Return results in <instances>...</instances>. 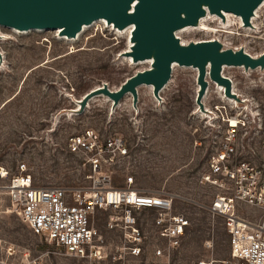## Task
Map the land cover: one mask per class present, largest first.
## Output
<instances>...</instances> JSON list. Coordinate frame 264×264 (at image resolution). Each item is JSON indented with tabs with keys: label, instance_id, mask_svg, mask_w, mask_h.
I'll return each instance as SVG.
<instances>
[{
	"label": "rangeland",
	"instance_id": "1",
	"mask_svg": "<svg viewBox=\"0 0 264 264\" xmlns=\"http://www.w3.org/2000/svg\"><path fill=\"white\" fill-rule=\"evenodd\" d=\"M232 20L226 28L219 20H209L206 29L186 30L178 37L185 43L218 38L224 47L243 48L254 56L264 53V7L252 24L240 25L234 16ZM93 24L76 39L54 29L16 30L0 24V165L11 176L25 162L37 185H86L88 167L67 151V136L85 128L120 135L127 141L129 159L124 166H114L113 184L123 185L128 167L136 187L175 194L174 211L189 219L175 261L193 264L209 254L217 261L227 259L223 220L207 210L217 191L200 184L198 175L227 126L226 115L236 114L245 140L255 142L263 135L264 68L222 70L246 100L237 105L221 98L207 76L202 105L216 117L201 111L196 101L197 70L186 66L172 70L158 99L147 86H139L135 106L131 95L115 106L100 95L76 113V101L94 87L106 83L114 90L149 67L131 63L129 34L105 23ZM6 180H0V264H78L6 210L9 201L2 191ZM237 211L250 219L259 215L244 205ZM106 218L105 212H98L94 224L111 240L115 237L104 228Z\"/></svg>",
	"mask_w": 264,
	"mask_h": 264
},
{
	"label": "built area",
	"instance_id": "2",
	"mask_svg": "<svg viewBox=\"0 0 264 264\" xmlns=\"http://www.w3.org/2000/svg\"><path fill=\"white\" fill-rule=\"evenodd\" d=\"M226 120L198 181L217 191L207 210L223 220L228 258L217 261L209 254L193 264H264V133L258 141L245 140L236 114ZM65 144L88 167L87 184L37 185L25 162L11 176L0 165V180L7 178L6 210L78 264H178L175 252L190 222L174 211L176 195L136 187L128 167L123 185L113 184L114 166L128 163L127 141L85 128L67 136ZM240 205L255 208L258 217L241 216ZM98 212L106 213L104 228L114 239L107 240L94 224Z\"/></svg>",
	"mask_w": 264,
	"mask_h": 264
},
{
	"label": "water",
	"instance_id": "3",
	"mask_svg": "<svg viewBox=\"0 0 264 264\" xmlns=\"http://www.w3.org/2000/svg\"><path fill=\"white\" fill-rule=\"evenodd\" d=\"M134 0H0V24L18 30L57 29L59 35L74 37L83 24H90L99 18L124 28L131 22L135 27L131 39L136 41L137 53L131 56L134 61L153 56L151 68L137 71L128 77L115 91L106 85L85 93L79 113L93 97L104 93L113 100L115 106L128 92L136 105L138 87L152 84L155 96L164 87L171 75L173 62L181 66L197 68V83L200 84L196 101L206 90L208 81L225 85L224 94L239 102L232 94V81L221 75L222 67L246 65L254 70L258 65L264 68V53L252 58L242 49L233 52L230 48L221 51V44L215 40L189 42L181 45L174 36V29L191 24L205 14L202 5H207L210 13L232 12L242 17L245 25L253 10L262 0H138L132 13L130 4ZM208 67V70H207ZM201 109V108H200Z\"/></svg>",
	"mask_w": 264,
	"mask_h": 264
},
{
	"label": "bare ground",
	"instance_id": "4",
	"mask_svg": "<svg viewBox=\"0 0 264 264\" xmlns=\"http://www.w3.org/2000/svg\"><path fill=\"white\" fill-rule=\"evenodd\" d=\"M137 2H138V0H134L131 4H130V10L128 11L129 13H132L133 12V10H134V7L136 6V4H137ZM202 7H203V9H204V11H205V14L204 15H201L197 20H194V21H192V23L191 24H186V25H184V26H182V27H179V28H176V29H174V31H173V33H174V36L179 40V43L181 44V45H187L189 42H187V43H185V42H183V41H181L180 40V38L178 37V33H180V32H183V31H186V30H197V29H200V30H203V29H206L207 27H208V24H207V22L209 21V20H219L220 21V23H221V26L222 27H225L226 28V26L230 23V22H233V20H232V17L234 16V18H237L238 19V22L240 23V25H242V24H244L243 23V20H242V17L240 16V15H238V14H235V13H232V12H226V11H221V13L220 14H218V13H210L209 11H208V8H207V5H202ZM262 7H264V0H262L261 1V3L253 10V13H252V15L250 16V19H249V22H250V24H252L253 22H254V19L256 18V16H257V13L259 12V10L262 8ZM95 22V24L96 23H105V25L107 26V27H110V28H112V29H117L118 31L119 30H122L121 32H125L127 35H128V42H129V51L127 52L128 54H130V55H132L133 53H137L138 52V50L137 49H135V44H136V41H133L132 39H131V37H132V31H133V29H134V27H135V25H134V23L133 22H131L130 24H128L127 26H125L124 28H119V27H116V26H114V23L113 22H111V23H108L107 22V20L105 19V18H99V19H97V20H94L92 23H90V24H83L82 25V28H81V30L80 31H78L77 33H76V36H74V37H71V38H73V39H76L77 37H78V35L82 32V31H84L85 30V28L86 27H89V26H91L93 23ZM94 25V24H93ZM224 25V26H223ZM249 25V24H248ZM243 26H245V25H243ZM9 27V26H8ZM10 28H13V27H10ZM13 29H15V28H13ZM84 29V30H83ZM17 30V29H16ZM31 30H43V29H37V28H32ZM57 32H59L61 29L60 28H57V29H55ZM200 30H198V31H200ZM210 30L211 31H215V30H217V31H219V30H221V29H219V28H210ZM223 32H227V31H224L223 30ZM124 33V34H125ZM60 36H62V37H66V38H70V37H67V36H65V35H60ZM210 40H215V41H220L218 38H212V39H210ZM202 41H204V40H201V41H190V42H194V43H197V42H202ZM220 44H221V51H223V50H225V49H227V48H229V47H224V45L221 43V42H219ZM234 53L235 52H237V50H240V49H242L243 51H244V49L243 48H239V49H233V48H230ZM245 53H247V51H244ZM247 54H249V53H247ZM253 59L254 58H256L257 56H254V55H251V54H249ZM129 58V57H128ZM154 60V58H153V56H151V57H147V58H145V59H139L138 61H134L133 60V58H132V56H131V63H133V64H136V63H145V64H147L149 67L148 68H151V63H152V61ZM176 66H181V65H179V64H177L176 62H173L172 63V66H171V73H172V70L174 71V69H175V67ZM186 67H192V68H195L196 70H197V68L196 67H194V66H186ZM225 67H240V68H243L244 69V71H248V70H252L249 66H246V65H244V64H242V65H236V66H226V65H224L223 67H222V70L225 68ZM148 68H146V69H148ZM258 68H260V65H258L255 69H258ZM146 69H143V70H140L141 72H143L144 70H146ZM207 70H208V67H207ZM221 75H223V76H225L224 75V73H223V71H221ZM207 76L208 75H206V77H205V79H207ZM123 83V82H122ZM121 83V84H122ZM167 83H168V81H167ZM166 83V84H167ZM211 83H213V85H215V88H216V90H217V92L220 94V97L221 98H223L224 100H228V102L230 101V102H232V103H235L236 105L237 104H239V103H244V101L246 102V100H244V99H242V98H240V96L238 95V93H236V91H235V89H234V87H233V85L231 86V92H232V94H236L237 96H238V98H240L239 99V102L237 101V100H235L234 98H231V97H228V96H226L225 94H224V89H225V85L224 84H221V83H218V82H211ZM165 84V85H166ZM104 85H106L107 86V84L106 83H102L101 85H99V86H96V87H94L93 89H95V88H97V87H101V86H104ZM165 85H164V87H165ZM199 85V87H200V84H198ZM142 86H147L148 88H149V90L150 91H152V87H153V85L152 84H144V85H142ZM108 87V86H107ZM163 87V88H164ZM109 88V87H108ZM162 88V89H163ZM110 89V88H109ZM117 89V88H116ZM116 89H114V90H112V89H110L111 91H115ZM161 89V90H162ZM199 89V88H198ZM92 90V89H91ZM148 90V91H149ZM160 90V91H161ZM160 91H159V93L157 94V95H153L152 94V96L155 98V99H158L159 98V95H160ZM206 91V90H205ZM85 95V94H84ZM84 95L79 99V100H77L76 101V105H77V107L74 109V110H78V108H79V106L81 105V102H82V100H83V98H84ZM100 95H102V96H105V98H106V100H108L109 102H111V104H113L114 102H113V100L108 96V95H106V94H104V93H102V94H100ZM99 95V96H100ZM126 95H130V92H128ZM125 96V95H124ZM238 102V103H237ZM200 103H201V105H200V108H201V111H204V112H206V113H208V116H214V117H216L215 115H213L214 113L210 110V112H209V109H205L204 108V106L202 105V98H201V100H200ZM202 113V112H201ZM210 114V115H209ZM231 123L234 125L235 123H236V120L235 119H232L231 118Z\"/></svg>",
	"mask_w": 264,
	"mask_h": 264
}]
</instances>
